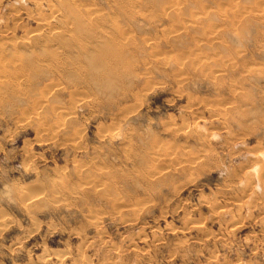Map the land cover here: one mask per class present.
<instances>
[{"label": "rangeland", "instance_id": "1", "mask_svg": "<svg viewBox=\"0 0 264 264\" xmlns=\"http://www.w3.org/2000/svg\"><path fill=\"white\" fill-rule=\"evenodd\" d=\"M1 63L0 264H264V0H0Z\"/></svg>", "mask_w": 264, "mask_h": 264}, {"label": "bare ground", "instance_id": "2", "mask_svg": "<svg viewBox=\"0 0 264 264\" xmlns=\"http://www.w3.org/2000/svg\"><path fill=\"white\" fill-rule=\"evenodd\" d=\"M177 3V2H176ZM173 6V5H172ZM171 7L169 6L168 7V9H170ZM173 8V7H172ZM179 8V7H178ZM175 9H177V8H175ZM256 9V8H255ZM258 9H260V7L258 6ZM167 10V9H166ZM247 10V9H246ZM246 10H245V12H246ZM253 10H254V8H253ZM168 11V10H167ZM177 11V10H176ZM179 11V10H178ZM249 11V10H248ZM260 11V10H259ZM240 12H242V11H240ZM250 12V11H249ZM93 14H94V12H92ZM165 13H166V11H165ZM247 13V12H246ZM251 14H252V12H251ZM254 15H257L258 16V14H254ZM90 16V15H89ZM92 17V16H91ZM184 19V18H183ZM189 19V18H188ZM185 20V19H184ZM194 20V19H193ZM186 21H187V19H186ZM188 21H190V20H188ZM192 21V20H191ZM191 23V22H190ZM186 24V23H185ZM177 28V27H176ZM54 29V28H53ZM209 32H211V31H209ZM53 33V32H52ZM208 33V32H207ZM212 33V32H211ZM213 35V34H212ZM35 36V35H34ZM87 57V56H86ZM204 63H205V61H204ZM0 65H2L3 66V64L1 63ZM1 66V67H2ZM0 79H1V77H0ZM225 102H226V100H225ZM196 125V124H195ZM222 128V127H221ZM203 134V133H202ZM208 135V134H207ZM260 152V151H259ZM264 152V151H263ZM263 152L261 153H256V154H254V155H252V158H253V161L254 162H256V163H254V165L252 166V167H248L247 168V166L245 167V169H247L246 171H245V173H251L250 171L251 170H256V171H258L257 173H258V178H260V179H258L257 181L264 187V160H262L263 159V157H264V155H263ZM31 165L29 164V165H27L26 167H30ZM248 174V176H250ZM260 176V177H259ZM249 177H248V181H249ZM250 182H252L251 180H250ZM243 183V182H242ZM247 187H248V185H247ZM256 190V189H255ZM199 202H202L204 199L201 197V198H199V199H197ZM249 200H250V198H249ZM249 203V202H248ZM214 206H215V204H214ZM213 208V207H212Z\"/></svg>", "mask_w": 264, "mask_h": 264}]
</instances>
